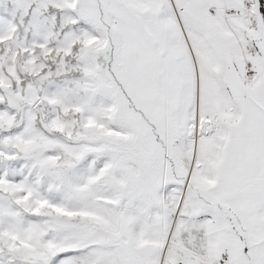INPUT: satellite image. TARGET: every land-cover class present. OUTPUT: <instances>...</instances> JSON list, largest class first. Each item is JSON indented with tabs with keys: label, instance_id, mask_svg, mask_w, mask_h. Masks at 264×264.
<instances>
[{
	"label": "snow or ice",
	"instance_id": "obj_1",
	"mask_svg": "<svg viewBox=\"0 0 264 264\" xmlns=\"http://www.w3.org/2000/svg\"><path fill=\"white\" fill-rule=\"evenodd\" d=\"M0 264H264V0H0Z\"/></svg>",
	"mask_w": 264,
	"mask_h": 264
}]
</instances>
